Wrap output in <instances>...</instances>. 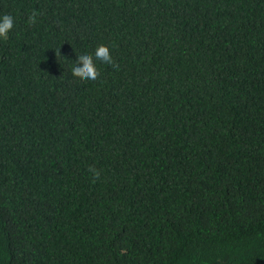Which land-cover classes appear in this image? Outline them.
Segmentation results:
<instances>
[{
  "label": "trees",
  "instance_id": "trees-1",
  "mask_svg": "<svg viewBox=\"0 0 264 264\" xmlns=\"http://www.w3.org/2000/svg\"><path fill=\"white\" fill-rule=\"evenodd\" d=\"M4 13L0 264H264V0ZM99 43L119 68L75 78Z\"/></svg>",
  "mask_w": 264,
  "mask_h": 264
},
{
  "label": "clouds",
  "instance_id": "clouds-1",
  "mask_svg": "<svg viewBox=\"0 0 264 264\" xmlns=\"http://www.w3.org/2000/svg\"><path fill=\"white\" fill-rule=\"evenodd\" d=\"M37 15L38 13L33 11L28 17V23L35 24ZM13 27L14 17L10 13L0 15V39L7 40ZM96 61L111 65L116 69L119 68V64L116 63L111 54L110 46L105 43H99L97 44L94 53L78 54L75 65L71 68L72 75L82 81L97 80L101 73L97 67ZM88 171L93 174V181L100 177V170H98L94 165H89Z\"/></svg>",
  "mask_w": 264,
  "mask_h": 264
}]
</instances>
